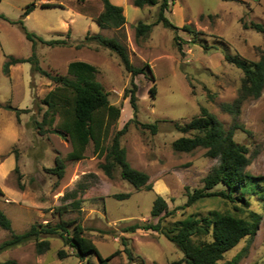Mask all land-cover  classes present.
Segmentation results:
<instances>
[{
    "label": "rangeland",
    "instance_id": "obj_1",
    "mask_svg": "<svg viewBox=\"0 0 264 264\" xmlns=\"http://www.w3.org/2000/svg\"><path fill=\"white\" fill-rule=\"evenodd\" d=\"M31 1L36 5L23 17V9ZM37 1L0 0V14L5 17H0V208L11 221V229L0 228V242L33 222L54 223L60 218L74 217L102 255L120 249L108 264L128 262L124 245L134 256L132 264H168L182 257V251L162 232L142 227L125 230V227L135 222L158 221L150 209L159 193V182L163 180L166 184L163 197L169 208L183 205L186 186L201 187L204 175L218 163L219 157L207 155L205 147L190 151L172 147L173 139L190 134L178 131L174 122L188 121L200 113L202 105L224 127L239 125L234 128L233 137L248 147L250 162L246 170L264 176V86L258 97L245 99L233 111L222 106L235 102L242 77V70L228 62L225 54L238 53L256 60L264 51V34L250 26L251 21L264 24V0H169L164 13L178 28L174 30L158 22L140 38L135 35V24L139 20L154 21L158 4L136 6L132 0H125L121 4L125 23L121 27H101L93 19L102 9L101 0H43L61 6H41ZM19 18L27 30L46 39L65 37L68 44L49 45L37 39L33 48L32 40L25 36L17 21ZM184 23H189L196 33L182 28ZM87 33L115 36L127 46L132 63L144 66V72L134 76L138 85L135 113L123 94L129 86L130 72L116 53L95 40L84 39ZM174 33L178 34V40H174ZM33 52L39 65L52 74H65L69 61L77 59L96 67L94 77L108 91L109 100L121 109L105 144L109 145L114 132L130 118L126 132L120 137L121 145L130 164L149 174L150 189H136L120 176L118 166L114 176L108 177L99 166L104 156L93 153L92 141L86 145L85 157L70 159L67 156L70 138L68 133L57 129L58 115L52 123L39 124L46 108L42 98L58 83L35 71L29 61L10 64L8 74L3 71L9 56L27 57ZM145 62L149 63L150 71ZM151 72L156 84L154 97L148 91L153 82ZM13 107L21 110L17 112ZM141 122L155 123V130L142 126ZM56 156L65 162L61 177L49 170ZM221 187L222 184H217L214 188ZM259 189L260 193L251 196L249 207L241 205L240 211H236L247 215L249 209H256L261 213L255 231L226 250L218 264H232L229 261L238 254L233 264H264V185ZM121 192L130 194L114 196ZM76 198L81 199L79 209L69 206L59 213L58 205ZM225 208L233 209L221 196H205L164 216L160 222L166 228L190 212L206 214ZM49 239V249L41 253L36 251L33 238L0 249V261L13 257L19 264H98L95 254L80 258L61 238ZM60 248L69 254L59 257Z\"/></svg>",
    "mask_w": 264,
    "mask_h": 264
},
{
    "label": "trees",
    "instance_id": "obj_2",
    "mask_svg": "<svg viewBox=\"0 0 264 264\" xmlns=\"http://www.w3.org/2000/svg\"><path fill=\"white\" fill-rule=\"evenodd\" d=\"M84 1V0H78ZM102 9L93 17L95 22L101 27H121L126 17L123 7L113 3L111 0H101ZM136 6L158 4L156 18L152 22L139 20L135 24V35L137 38L143 37L155 23L161 22L165 26L174 30L178 28L166 16L165 10L168 8L169 0H132ZM36 5L35 1L26 3L22 16L27 15ZM41 6L60 5L52 1H44ZM0 17L5 18L2 14ZM21 24L25 36L32 40L34 48L36 40L49 45L68 44L65 37H55L46 39L37 33L27 30L24 27L23 19L17 20ZM250 26L264 34V24L258 21H251ZM182 28L190 33H196L195 29L189 23H184ZM174 40H178V34L174 33ZM84 39L95 40L102 46L116 53L122 62L124 68L130 72L131 78L129 86L124 88L123 94L128 97L134 113L137 111V83L134 76L139 72H144V66H136L130 60L127 46L115 36H106L100 33H87ZM82 43H77L79 46ZM178 47L180 45L178 44ZM225 59L233 63L242 70V77L238 88V95L234 103H222L224 109L233 111V107L239 105L247 98H256L261 94L264 86V51L256 60L248 59L238 53L225 54ZM29 61L32 68L42 74L49 76L58 83L55 88L47 91L42 98L46 105L43 111L42 119L39 124L52 123L56 115L60 120L57 123V129L68 133L71 142V149L67 156L70 159L79 160L85 157L86 145L92 141L93 153L96 156H104V161L99 162V166L108 177L114 176V170L118 166L119 174L122 178L129 181L136 189L145 187L151 188L149 174L141 169L132 166L127 159L126 149L121 145V135L128 127V118L123 125L118 128L109 145L105 144L110 133V126L118 119L120 107L112 103L108 98V91L105 90L102 83L94 77L96 67L84 60H71L68 63L65 74H52L38 63V58L33 52L27 57L9 56L3 64V71L8 74L9 65ZM150 71L148 62L144 63ZM153 82L149 86V94L155 96L156 84L154 74L151 72ZM11 108V105H7ZM18 112L19 107H13ZM133 113V114H134ZM144 127H150L155 130V123L141 122ZM237 124L230 127H224L221 120L208 110L206 106H200V113L193 115L188 121L180 123L175 121L174 127L181 132H190V134H181L172 140V147L175 150L190 151L196 147H205L206 154L212 157H219L218 163L211 166L203 177V185L189 189L186 186V200L183 205H176L169 208L167 200L159 193H156L152 201L150 214L158 217L157 222H135L127 225L125 230H134L136 227L144 229L151 228L162 232L169 240L182 251L183 256L170 261L168 264H218L229 248L236 245L241 238L252 234L260 220L261 213L256 209H249L248 214H239L241 205L250 206L251 196L254 193H260L259 186L264 185V176L255 175L246 170L250 162L248 147L245 143L236 141L233 137L234 128ZM196 130V131H195ZM17 164L14 169H17ZM65 162L59 156L55 157L54 166L49 170L61 177L64 173ZM217 184L223 187L215 189ZM2 189L0 188V193ZM129 192L115 193V197L129 196ZM221 196L225 201L232 204L233 209L225 208L223 210L212 209L206 214L190 212L181 218L172 222L170 227H163L160 220L173 214L178 208L190 205L205 196ZM257 195V194H256ZM259 197V195H258ZM80 198H76L69 203L58 205L59 213L67 210L69 206L80 208ZM71 204V205H70ZM11 229V221L5 212L0 208V228ZM56 236L61 238L64 245L72 248L73 253L80 258H85L90 254H95L98 264H108L109 260L120 252L115 249L107 255H102L94 242L84 234V226L76 219L60 218L52 223L33 222L27 229L21 232H11L10 236L0 242V249H7L13 245L21 243L29 238L34 239L35 249L38 253L44 252L50 247L49 237ZM122 242L126 243L125 237ZM123 249L128 256L127 263L132 264L134 256L129 248L124 245ZM69 253L60 248L57 251L59 257ZM239 254L229 263L236 262ZM0 264H19L18 261L9 257ZM63 264V263H58Z\"/></svg>",
    "mask_w": 264,
    "mask_h": 264
},
{
    "label": "crops",
    "instance_id": "obj_3",
    "mask_svg": "<svg viewBox=\"0 0 264 264\" xmlns=\"http://www.w3.org/2000/svg\"><path fill=\"white\" fill-rule=\"evenodd\" d=\"M113 3L115 4H122L124 5L125 0H111ZM41 2H44L43 0H38L37 4H40ZM34 9V8H33ZM123 11H124V6H123ZM85 153V151H84ZM86 156V155H85ZM82 159V158H81ZM80 160V159H79ZM157 191L162 195L165 196L164 193L166 192V184L164 183V181L162 180L161 182H159Z\"/></svg>",
    "mask_w": 264,
    "mask_h": 264
}]
</instances>
